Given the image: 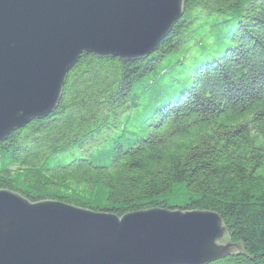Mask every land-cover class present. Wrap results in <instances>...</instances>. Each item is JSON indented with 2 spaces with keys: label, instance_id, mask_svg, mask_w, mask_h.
<instances>
[{
  "label": "trees",
  "instance_id": "obj_1",
  "mask_svg": "<svg viewBox=\"0 0 264 264\" xmlns=\"http://www.w3.org/2000/svg\"><path fill=\"white\" fill-rule=\"evenodd\" d=\"M184 4L149 56H81L58 108L0 143V189L215 212L236 251L209 264H264V0Z\"/></svg>",
  "mask_w": 264,
  "mask_h": 264
},
{
  "label": "water",
  "instance_id": "obj_2",
  "mask_svg": "<svg viewBox=\"0 0 264 264\" xmlns=\"http://www.w3.org/2000/svg\"><path fill=\"white\" fill-rule=\"evenodd\" d=\"M184 8V0H0V143L58 108L84 53L143 59ZM235 251L215 212L119 217L0 189V264H209Z\"/></svg>",
  "mask_w": 264,
  "mask_h": 264
},
{
  "label": "rangeland",
  "instance_id": "obj_3",
  "mask_svg": "<svg viewBox=\"0 0 264 264\" xmlns=\"http://www.w3.org/2000/svg\"><path fill=\"white\" fill-rule=\"evenodd\" d=\"M137 112H141V109H139L138 111H135L134 114H138ZM126 117H127V116H124V119H126ZM129 118H131V117H129ZM128 120H129V119H128ZM127 129H128L129 131L131 130V129H130V125H128ZM219 243L222 244L221 241H220Z\"/></svg>",
  "mask_w": 264,
  "mask_h": 264
}]
</instances>
